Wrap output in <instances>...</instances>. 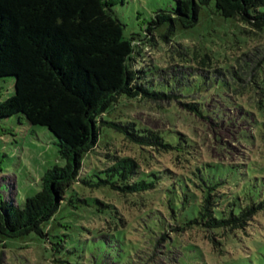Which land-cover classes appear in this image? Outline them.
Returning <instances> with one entry per match:
<instances>
[{"label":"trees","instance_id":"1","mask_svg":"<svg viewBox=\"0 0 264 264\" xmlns=\"http://www.w3.org/2000/svg\"><path fill=\"white\" fill-rule=\"evenodd\" d=\"M113 5L0 0V80L15 77V93L0 103V118L19 115L46 127L66 161L46 173L42 190L23 206L0 195V235L34 234L61 253L72 236L60 228H72L58 215L64 207L87 210L86 201L66 202L68 191L81 184L120 198L121 207L98 200L96 214L108 226L98 230L123 228L122 238L135 247L133 264H145L148 249L185 256L194 248L204 258L229 254L264 221V156L252 151L235 162L210 158L195 129L245 121L252 128L242 131L241 141L264 147V67L241 84L245 79L234 68L241 58L211 33L195 36L190 45L175 42L174 55L165 59L144 63L137 57L144 58L139 43L151 35L165 48L162 41L169 44L180 31L197 33L205 24L216 34L237 30L239 22L264 33V0H178L145 28V39L126 38ZM140 104L163 109L171 126L152 129L138 121L133 108ZM181 119L188 126L174 124ZM104 132L110 137L101 147ZM118 142L134 155L118 153ZM97 149L105 158H98L102 166L88 181L84 160L93 165Z\"/></svg>","mask_w":264,"mask_h":264},{"label":"rangeland","instance_id":"2","mask_svg":"<svg viewBox=\"0 0 264 264\" xmlns=\"http://www.w3.org/2000/svg\"><path fill=\"white\" fill-rule=\"evenodd\" d=\"M112 12L114 17L119 19L125 26L126 38L135 36L138 39H145V28L156 18L158 14L172 11L177 7L178 0H113ZM217 25L223 22L217 20ZM168 24L162 29L167 30ZM237 30L227 28V34L210 28L209 24L202 25L197 33L192 31L178 32L173 41L166 43L162 41L165 48L156 46V41H161L158 36H150L145 42L139 45L143 57L138 60L149 63L156 59L171 57V51L176 43L190 45L196 39L195 36H206L211 33L219 45H223L226 51L235 57H240L234 68L241 72V82L247 85L257 77L264 67V33L244 23H238ZM162 32V31H161ZM236 32L238 36H234ZM156 40V41H155ZM243 53L246 55L243 56ZM176 56V54H175ZM15 93V77H5L0 80V103L10 98ZM134 109L135 118L152 129H163L170 127V121L163 109L157 106L140 104ZM181 128L188 124L183 120L175 122ZM220 128L209 123L207 126L196 127L195 131L198 140L202 144L207 156L220 161L229 160L232 162L244 160L252 151L264 156V147H250L241 141L242 131L251 133L252 124L247 122H234ZM229 125V126H228ZM109 135L108 137H106ZM110 133L104 132L103 145L109 141ZM118 153L134 155L132 148L125 142L116 144ZM258 149V150H257ZM98 154H92L93 165L89 159L84 160L85 169L88 172L82 174L83 179L94 181L92 176L94 170L100 168V154L104 150L97 149ZM258 151V152H257ZM262 155V156H261ZM99 158V159H98ZM65 159L60 154L57 138L42 126L31 125L22 116L11 118H0V195L6 201H14L16 205L23 206L28 198L34 197L42 190V180L46 173L55 166L64 167ZM74 200L77 204L87 202V210H69L64 207L59 213L63 226L69 225L71 230H65L72 237L68 239L61 253H53V245L50 239H43L37 235L11 239L3 238L0 235V264H133V250L123 237L121 231L113 232V229L105 228L99 232V228L105 226L102 216L96 213L102 200L113 206L121 207L120 198L111 190H92L87 185L76 184L68 191L66 202ZM81 206V205H80ZM82 211V212H81ZM83 215V216H82ZM253 237L245 238L229 254L219 257H206L200 250L193 248L182 256L181 251L173 254H166L163 249L157 252L148 249L143 255V263L151 264H264V221L256 226ZM114 235V236H113ZM119 237V238H118ZM192 238L202 244L206 249L201 234L194 233ZM190 239V238H189ZM54 240V238H52ZM207 242V241H206Z\"/></svg>","mask_w":264,"mask_h":264}]
</instances>
